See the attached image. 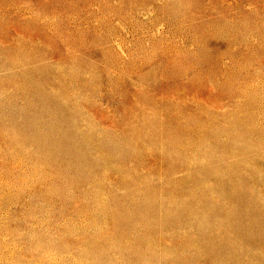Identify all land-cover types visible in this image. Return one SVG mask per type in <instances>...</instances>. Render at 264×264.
Here are the masks:
<instances>
[{
    "label": "rangeland",
    "instance_id": "1",
    "mask_svg": "<svg viewBox=\"0 0 264 264\" xmlns=\"http://www.w3.org/2000/svg\"><path fill=\"white\" fill-rule=\"evenodd\" d=\"M0 264H264V0H0Z\"/></svg>",
    "mask_w": 264,
    "mask_h": 264
}]
</instances>
